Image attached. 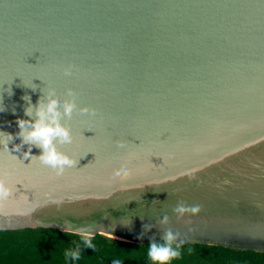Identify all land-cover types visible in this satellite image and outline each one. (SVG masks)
<instances>
[{
	"label": "water",
	"instance_id": "obj_1",
	"mask_svg": "<svg viewBox=\"0 0 264 264\" xmlns=\"http://www.w3.org/2000/svg\"><path fill=\"white\" fill-rule=\"evenodd\" d=\"M53 90L78 164L57 176L0 133V229L95 223L150 243L171 228L264 251V0H0V132ZM179 202L203 209L179 217Z\"/></svg>",
	"mask_w": 264,
	"mask_h": 264
},
{
	"label": "clouds",
	"instance_id": "obj_2",
	"mask_svg": "<svg viewBox=\"0 0 264 264\" xmlns=\"http://www.w3.org/2000/svg\"><path fill=\"white\" fill-rule=\"evenodd\" d=\"M65 75L72 74V67H66L64 69ZM68 96L71 99H66L63 104V115L71 117L74 109L77 108L75 93L72 89H68ZM60 100L55 95L54 90L49 94L46 105L41 106L38 102L36 105V115L33 116L32 112L29 109H26V115L32 117V119H20L18 121L20 131L15 134L3 133L5 139L2 141L4 148L9 151V143L13 141L16 136L21 138L20 144H15L13 150L19 152L22 150L23 145H28V150L24 152V159L31 157V161L38 159L44 165L51 167L57 176H62L65 173L66 168L75 167L78 164V161L71 156L70 154L62 151L59 148V144L71 143L73 140L72 132L70 127L65 125L61 120V111H60ZM82 113H91L95 115L96 109L89 108L85 106L80 109ZM35 146L42 151L40 154L33 155L32 147ZM118 147L122 151H127V147L124 141H118ZM114 178L119 181L127 180L132 175V169L122 166L115 168L112 172ZM225 179L224 183H229ZM11 194V187L6 184V181L3 177H0V201H3L8 198ZM59 203V201L57 202ZM203 209V205H187L184 202H179L173 209L179 217L185 215H198ZM169 217L165 216L161 223H168ZM122 222V221H121ZM69 223H72L71 221ZM128 226L130 224H125ZM149 228L148 225H145V229ZM96 224H83L78 228H65L64 231L74 232L81 237V242L83 246L93 247V239L97 233L105 235L103 228L98 232L95 231ZM191 230V229H190ZM112 238H115L114 232L107 233ZM186 239L181 238V233L178 231H173L171 228H168L164 231L161 241L152 239L149 244L147 256L152 261V264H170V262L176 258H179L182 254L183 245L186 243ZM191 251V249H189ZM66 259H71L77 261L81 256V246L78 244L75 249L65 250L64 253ZM113 264H121L119 259L113 261Z\"/></svg>",
	"mask_w": 264,
	"mask_h": 264
},
{
	"label": "trees",
	"instance_id": "obj_3",
	"mask_svg": "<svg viewBox=\"0 0 264 264\" xmlns=\"http://www.w3.org/2000/svg\"><path fill=\"white\" fill-rule=\"evenodd\" d=\"M81 246L77 261L66 259L65 250ZM93 247L81 237L54 227L0 229V264H152L150 243H133L96 234ZM191 249V251H189ZM170 264H264V251L207 243L184 244L182 254Z\"/></svg>",
	"mask_w": 264,
	"mask_h": 264
}]
</instances>
